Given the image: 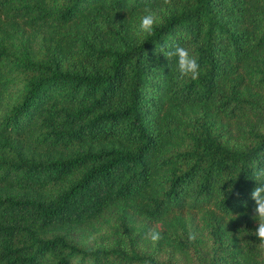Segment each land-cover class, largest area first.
<instances>
[{
  "label": "trees",
  "instance_id": "obj_1",
  "mask_svg": "<svg viewBox=\"0 0 264 264\" xmlns=\"http://www.w3.org/2000/svg\"><path fill=\"white\" fill-rule=\"evenodd\" d=\"M253 160L264 0H0V264H264Z\"/></svg>",
  "mask_w": 264,
  "mask_h": 264
},
{
  "label": "clouds",
  "instance_id": "obj_2",
  "mask_svg": "<svg viewBox=\"0 0 264 264\" xmlns=\"http://www.w3.org/2000/svg\"><path fill=\"white\" fill-rule=\"evenodd\" d=\"M171 0H164V4L168 5ZM144 15L140 19L139 32L145 34H152L154 31V26L160 22L159 17L155 12L152 11L151 5H145ZM168 57H177V70L179 73L178 79H183L185 77H190L195 80L200 74V65L195 56L190 55L189 49L180 45H174L171 51L164 53ZM251 178L257 182V186L251 192V199L255 202L254 219L257 222V228L254 235L260 241V245L264 246V164H261L257 160H253L250 165ZM149 237L153 243L158 242L161 239L160 232L156 230H151L149 232ZM195 234H190L189 239L195 240Z\"/></svg>",
  "mask_w": 264,
  "mask_h": 264
}]
</instances>
